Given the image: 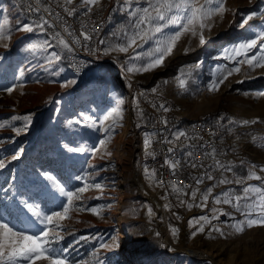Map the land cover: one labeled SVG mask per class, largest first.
<instances>
[{
  "label": "rangeland",
  "instance_id": "rangeland-1",
  "mask_svg": "<svg viewBox=\"0 0 264 264\" xmlns=\"http://www.w3.org/2000/svg\"><path fill=\"white\" fill-rule=\"evenodd\" d=\"M116 4L122 9L121 22L111 16ZM66 6L75 12L88 11L89 7L100 10L106 17L107 46L124 42L118 37L122 35L120 29L128 27V11L146 5L144 0L139 4L133 0L132 7L125 10V0H100L99 5L87 6L82 0H73ZM225 7L228 11L223 19L213 16L211 29L203 31V45L199 34L195 37L184 34L172 53L151 71L128 72L130 65L126 61L133 55L129 49L128 53L105 55L103 64L79 79L69 70L64 58L67 49L55 41L49 25H44L43 31L36 28L34 22L41 20L30 18L15 0H0V21L7 15L13 29L18 27V20L34 27L31 33L14 30L5 41L7 47L0 46V122H9L13 116H31V123L19 134L13 127L24 128L23 120L11 121L12 127L0 128V160L5 161V167L0 168V214L14 223L30 224L34 217L27 212L23 201L46 212L61 211L66 198L46 175L53 176L68 191L85 184H100L101 189L89 187L74 202L75 208L96 207L101 211L100 216L74 208L69 219L59 222L63 228L60 235L64 238L56 246L69 249L70 264H97V261L217 264L215 260L220 264H264V226H245L242 232H237L231 225L245 217L231 205L214 203V197L229 193L234 200L243 194L244 187L259 185L261 181L247 179L250 170L264 178L261 171L264 169V96L253 95L264 92V68L250 71L246 64L239 65L240 72L219 84L218 90L210 91L208 87L214 78L219 80L218 66H235L234 61L223 58L224 50L264 30V20L260 19L264 15V0H225ZM252 12L258 13L257 17L240 28L243 16ZM39 40H48L51 46L35 53L23 50ZM155 47L149 42L135 51L147 54ZM53 52L61 59L49 66L45 57ZM150 59L142 55L137 66L147 64ZM195 65L199 67H192ZM178 77L185 80V88L179 86ZM11 86H15L11 93L3 90ZM119 100H123L122 119L116 118L115 124L107 120L101 126L100 121ZM148 106L166 120H177L176 140L187 139L185 135L177 138V134L185 133L191 120H207L211 114H219L224 147L232 150L229 156L217 161L221 173L211 167L212 179L208 183H200L182 194V213L176 216L165 210L161 188L155 180L152 162L161 153L159 147L152 146L150 132L146 131L151 111ZM81 113L90 119L85 120ZM245 120L256 123H241ZM93 121L96 127H88ZM104 128H111L110 137ZM101 140H106V144L101 145ZM69 148L84 151H69ZM17 152L19 157L13 160ZM222 179L231 183H219ZM237 179L243 182L236 183ZM208 188H212V194L207 205L198 207ZM193 191H196L195 199L191 195ZM189 204L193 206L189 208ZM213 208L219 210L216 219L211 223H196L200 216L211 218ZM189 221L193 222L191 227ZM201 224L205 229L202 233L197 231ZM173 228L178 230L175 236ZM82 236L89 239L74 243ZM113 237L118 247L96 252L101 241L111 243ZM190 249L212 253L215 259L194 257Z\"/></svg>",
  "mask_w": 264,
  "mask_h": 264
},
{
  "label": "snow or ice",
  "instance_id": "snow-or-ice-1",
  "mask_svg": "<svg viewBox=\"0 0 264 264\" xmlns=\"http://www.w3.org/2000/svg\"><path fill=\"white\" fill-rule=\"evenodd\" d=\"M73 0H65V5L71 4ZM140 0H136V3L139 4ZM41 0H36V4L40 5ZM100 0H82V4L87 5H99ZM133 0H125L127 9L132 7ZM146 6L136 7L131 11H128L129 24L127 28L122 27L120 29L122 35L118 37L124 41L123 43L116 44H107L103 49L104 55H109L111 52L118 53H128L129 49L133 50V55L129 56L128 63L130 66L127 68V71L132 72H145L151 71L154 68L160 66L164 58L167 55H170L176 46L177 42L180 40L181 36L184 34H191V36H197L199 34L200 44L205 43L203 36V31L211 29L212 25L210 21L215 15H219L223 19L224 13L228 11L225 7V0H144ZM31 7V5H29ZM34 11H39V7L33 9ZM45 11H50V9L45 8ZM91 7L88 8V11L91 12ZM7 11L6 9L4 10ZM64 11L68 12L69 15H72L75 12V9L69 10L66 6ZM258 13L252 12L250 14L244 15L242 22L239 24L240 28H244L246 24L255 17ZM57 19H59V14H57ZM261 20H264V15L260 16ZM17 28L13 29L10 26L9 19L7 15L3 17V20L0 21V46L7 47L5 41L11 38L12 32L14 30L23 31L26 33H31L34 31L32 24H21L18 20ZM35 23V27L40 30H44V25L48 24V21L41 17V22ZM171 29V31H168ZM67 31V29H65ZM95 32V29H93ZM71 36L72 33L69 32ZM85 41H90L92 35L86 32H82ZM98 35V33H96ZM59 38V44L63 48L67 49L69 52L73 51L70 44L60 37L59 33L55 34ZM139 41V43H138ZM76 44L80 43V40L76 38L74 40ZM153 42L156 47L154 51L147 54L137 53L136 48H143L145 44ZM101 44L106 42L101 40ZM48 40H39L36 42L29 43L23 50L32 51L33 53L38 50H45L47 47H50ZM187 51V49L185 50ZM142 55H148L151 57L150 61L147 64L142 66H137V61H140ZM223 58L228 61H234L235 66L221 65L218 66L216 72L219 74V80L213 79L208 87L210 91L218 90L219 84L224 83L225 80L234 73L240 72L239 65L246 64L250 71H254L257 68H264V30L259 32H254L251 36L246 37L237 44L232 45L230 48H227L223 52ZM239 58V59H238ZM61 57L53 52L49 56L45 57L47 64L52 66ZM192 67H199L195 65ZM63 71V69H60ZM23 71L20 72V75L23 76ZM190 74V73H189ZM179 80V86L185 88V80L177 78ZM70 83H75L71 81ZM130 86V85H129ZM15 86L5 87L3 90L11 93L14 90ZM156 89H153L155 91ZM248 95V93H244ZM255 97L264 96V92L254 93ZM123 104V100H119L116 107L111 109L100 121L101 126L104 121L112 120V123H116V118H121L120 105ZM155 107V105H153ZM163 108V105H160ZM167 111L168 109H164ZM81 116L85 120H89L90 117L85 113H81ZM23 120L25 122L24 128H14L13 130L19 134L21 131H24L28 125L31 123V116H13L11 121ZM11 121L9 122H0V128L12 127ZM243 124L256 123L253 121H242ZM88 127H96V122L87 125ZM105 133L110 137L111 128H104ZM185 133L181 132L177 134L179 136H184ZM101 145L106 144V140L100 141ZM149 141H145L146 147L148 146ZM69 151H84L83 148H69ZM171 151V149H169ZM19 157V152H17L12 159L15 160ZM219 163V162H218ZM195 166V165H194ZM223 167V165H220ZM5 167V161L0 160V168ZM176 164H172V168L175 169ZM253 169L255 166H252ZM231 171V168L227 169ZM264 171V169H261ZM146 175L148 170L145 169ZM212 179L211 176L208 177ZM46 179L51 182L52 186L60 193L61 196L66 198V202L62 203L61 211H50L46 212L41 209L38 205L30 204L27 201H23L24 207L27 209V212L34 217V221L30 224H22V222H12L7 219L3 214H0V264H70L68 260L67 253L68 248L57 247L56 245L64 237L60 235V232L63 231V228L60 221L69 219V213L75 208L74 202L81 199V194H83L89 187H95L101 189L100 184L87 185L84 187L77 188L75 191H68L58 183L55 178L51 175H46ZM76 179H83L82 177H76ZM247 179H255L261 181L259 185H248L243 188V194L237 195L234 197L229 193H224L223 197L217 196L214 197L215 204H225L231 205L237 212L245 217L243 221H237L235 224L231 225L237 232H242L244 227L249 228L253 226H264V178L260 175H257L254 170H250ZM201 180H197V183H201ZM240 179L236 180V183H242ZM219 183H231L227 179H222ZM173 191L181 192L182 189L173 185ZM212 194V188H208L205 193L202 194V203L197 205L198 207H204L207 205V201ZM192 198L195 199L196 191L192 192ZM254 197V199H253ZM235 201V202H234ZM243 201V203L241 202ZM251 201V202H249ZM193 205L189 204L188 207L191 208ZM76 211H90L92 214L100 216L101 211L96 207L90 209L85 208H75ZM213 215L212 217L200 216L196 219V223L204 221L205 223H211L212 219H216V213L219 211L216 208L211 209ZM149 215H152V209H148ZM253 213H256L255 218H253ZM193 222L189 221L190 227ZM51 226V227H50ZM204 225L201 224L197 229L198 232H204ZM215 231H218L223 235V232L216 228ZM178 230L173 228L172 233L175 236ZM196 233H193L195 235ZM89 239V237H79L74 243H79L80 240ZM118 242L116 238H112V242L101 241L99 247L96 249L98 253L100 249H108L112 247H118ZM71 247V245L69 246ZM97 264H103L102 261H97Z\"/></svg>",
  "mask_w": 264,
  "mask_h": 264
},
{
  "label": "built area",
  "instance_id": "built-area-1",
  "mask_svg": "<svg viewBox=\"0 0 264 264\" xmlns=\"http://www.w3.org/2000/svg\"><path fill=\"white\" fill-rule=\"evenodd\" d=\"M15 2L35 19L41 20L43 17L47 20L57 43H59V38L55 34L59 33L60 37L70 44L73 51L67 50L64 58L75 77L84 78L95 67L104 63L103 49L106 43L101 44L100 41H105L106 17L100 10L74 12L69 15L64 11L66 5L61 0H41L40 5L36 4V0H15ZM37 7L40 9L38 12L33 10ZM45 8L50 11H45ZM57 14H59V19H57ZM69 32L72 33L71 36ZM82 32L92 35V39L85 41L81 35ZM76 38L80 40L79 44L74 42ZM141 94V91L138 92L140 99ZM146 127V131L150 132L152 146L160 148L161 157L153 158L152 167L156 183L161 188L165 210L170 215H179L182 213L180 206L182 194L198 186L200 183H197V180H201V183H208L211 167L216 173H221L217 161L221 157L229 156L232 150L225 149L222 126L218 122L211 124L203 119L191 120L185 127L187 139L176 140L175 123L164 119L155 110H151ZM172 164H176L175 169L172 168ZM173 185L182 191L179 193L173 191Z\"/></svg>",
  "mask_w": 264,
  "mask_h": 264
},
{
  "label": "trees",
  "instance_id": "trees-1",
  "mask_svg": "<svg viewBox=\"0 0 264 264\" xmlns=\"http://www.w3.org/2000/svg\"><path fill=\"white\" fill-rule=\"evenodd\" d=\"M112 18L113 20H116V21H120L121 22V19H122V9H120V6L119 5H115L114 8H112ZM30 18H34V16L32 15H29ZM109 21V19H108ZM207 121L211 124L213 123H221V117L219 114L217 113H213L211 114L208 118H207ZM174 123L177 122V120H174L173 121ZM236 164H233V166H235Z\"/></svg>",
  "mask_w": 264,
  "mask_h": 264
},
{
  "label": "bare ground",
  "instance_id": "bare-ground-1",
  "mask_svg": "<svg viewBox=\"0 0 264 264\" xmlns=\"http://www.w3.org/2000/svg\"><path fill=\"white\" fill-rule=\"evenodd\" d=\"M133 240V239H132ZM135 240V239H134ZM190 254L194 257H197V258H209V259H215V255L212 254V253H209V252H201V251H197V250H194V249H190ZM217 264H220L217 260H215Z\"/></svg>",
  "mask_w": 264,
  "mask_h": 264
},
{
  "label": "crops",
  "instance_id": "crops-1",
  "mask_svg": "<svg viewBox=\"0 0 264 264\" xmlns=\"http://www.w3.org/2000/svg\"><path fill=\"white\" fill-rule=\"evenodd\" d=\"M61 1L64 2L63 0H61ZM69 10H70V9H69ZM77 12H84V11H81V10H80V11H77ZM75 13H76V12H75ZM58 44H59V43H58Z\"/></svg>",
  "mask_w": 264,
  "mask_h": 264
}]
</instances>
